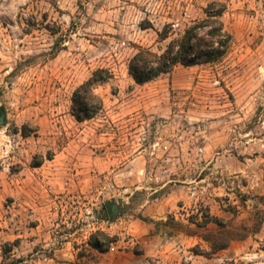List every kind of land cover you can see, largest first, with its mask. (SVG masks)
<instances>
[{"label": "rangeland", "instance_id": "rangeland-1", "mask_svg": "<svg viewBox=\"0 0 264 264\" xmlns=\"http://www.w3.org/2000/svg\"><path fill=\"white\" fill-rule=\"evenodd\" d=\"M213 1L225 56L135 84L138 49ZM100 68L103 110L77 122L72 94ZM0 111V264H264V0H0ZM205 215L261 229L207 258Z\"/></svg>", "mask_w": 264, "mask_h": 264}, {"label": "trees", "instance_id": "trees-1", "mask_svg": "<svg viewBox=\"0 0 264 264\" xmlns=\"http://www.w3.org/2000/svg\"><path fill=\"white\" fill-rule=\"evenodd\" d=\"M225 12L226 5L224 3L210 2L205 9V17L187 27L182 36L172 38L164 49L158 52L148 48L138 49L128 62V75L135 84L144 85L170 73L178 65L194 67L219 62L227 53L231 40L222 21ZM158 35L161 41L169 38L166 28ZM112 79L113 74L110 70L100 68L75 89L71 99V115L77 122L91 120L102 112L103 101L95 90ZM208 224H215L217 227L216 232H211L201 238L210 245V251L201 253L195 250L194 254L210 258L229 248L232 242L245 240L249 234L258 233L261 229L262 219L253 223L251 232H248L249 229L246 225L232 228L230 225H224L222 220L216 217L205 215L202 227H206ZM113 243V238L102 232H97L90 238L89 246L99 253H106Z\"/></svg>", "mask_w": 264, "mask_h": 264}, {"label": "crops", "instance_id": "crops-1", "mask_svg": "<svg viewBox=\"0 0 264 264\" xmlns=\"http://www.w3.org/2000/svg\"><path fill=\"white\" fill-rule=\"evenodd\" d=\"M21 235H18V236H16V239H21ZM22 243H23V241H22ZM246 243L247 242H243V243H241V244H237V246H235V248H237L236 249V251H238V252H240L243 248H244V245H246ZM233 247H234V244H233ZM234 249V248H233ZM230 250V246H229V248H227L226 250H223V251H221V252H223V253H225L226 251H229ZM237 252V253H238ZM220 253V252H219ZM219 253H216V254H214L213 256H217ZM220 255H221V253H220ZM18 257H20V256H18ZM208 261V263L209 264H211L212 263V259H208L207 260ZM20 264V263H19ZM102 264V263H101ZM103 264H116V261H115V258H109V262H107V263H103Z\"/></svg>", "mask_w": 264, "mask_h": 264}, {"label": "water", "instance_id": "water-1", "mask_svg": "<svg viewBox=\"0 0 264 264\" xmlns=\"http://www.w3.org/2000/svg\"><path fill=\"white\" fill-rule=\"evenodd\" d=\"M5 124V114L3 112L0 113V127Z\"/></svg>", "mask_w": 264, "mask_h": 264}, {"label": "flooded vegetation", "instance_id": "flooded-vegetation-1", "mask_svg": "<svg viewBox=\"0 0 264 264\" xmlns=\"http://www.w3.org/2000/svg\"><path fill=\"white\" fill-rule=\"evenodd\" d=\"M0 113H1V111H0Z\"/></svg>", "mask_w": 264, "mask_h": 264}]
</instances>
